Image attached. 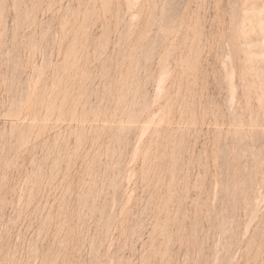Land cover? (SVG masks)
<instances>
[{"label":"rangeland","instance_id":"1","mask_svg":"<svg viewBox=\"0 0 264 264\" xmlns=\"http://www.w3.org/2000/svg\"><path fill=\"white\" fill-rule=\"evenodd\" d=\"M0 264H264V0H0Z\"/></svg>","mask_w":264,"mask_h":264}]
</instances>
